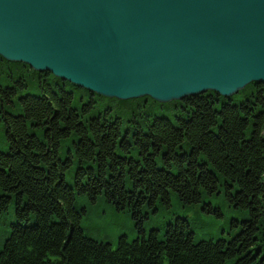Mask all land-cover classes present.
Segmentation results:
<instances>
[{
  "label": "trees",
  "instance_id": "1",
  "mask_svg": "<svg viewBox=\"0 0 264 264\" xmlns=\"http://www.w3.org/2000/svg\"><path fill=\"white\" fill-rule=\"evenodd\" d=\"M27 71L38 92L17 96ZM2 74L11 83L0 79L8 140L0 150V264H264L263 83L229 97L208 90L178 100L174 123L134 115L144 102L159 103L149 96L105 97L0 56ZM77 89L87 98L73 99ZM220 185L230 205L249 214L229 238H212L188 218L168 222L162 235L141 227L130 241L120 235L114 248L85 233L89 205L126 210L140 224L171 195L191 209Z\"/></svg>",
  "mask_w": 264,
  "mask_h": 264
},
{
  "label": "water",
  "instance_id": "2",
  "mask_svg": "<svg viewBox=\"0 0 264 264\" xmlns=\"http://www.w3.org/2000/svg\"><path fill=\"white\" fill-rule=\"evenodd\" d=\"M0 56L158 102L264 84V0H0Z\"/></svg>",
  "mask_w": 264,
  "mask_h": 264
},
{
  "label": "rangeland",
  "instance_id": "3",
  "mask_svg": "<svg viewBox=\"0 0 264 264\" xmlns=\"http://www.w3.org/2000/svg\"><path fill=\"white\" fill-rule=\"evenodd\" d=\"M17 75H13L16 78ZM51 78V77H50ZM49 78V79H50ZM0 79H4V74L0 75ZM55 79V78H54ZM23 80L27 87L23 90H19L18 95H23L26 92L37 93L38 89L35 86L34 74L32 71H27L23 74ZM54 82L51 80L52 88L54 89ZM4 85L11 83L10 80L4 79L2 82ZM68 88V86H66ZM80 90H76L74 93V98L77 99L80 96L83 99L87 98V95ZM132 99V98H131ZM85 102V101H84ZM131 102H135L134 99ZM158 102V101H156ZM106 101H102L96 109H102L105 106ZM145 105L140 111L134 108L136 113L134 114L139 119V114L143 113L148 115L150 119L157 117H168L174 123L176 122L177 115L182 113L180 103L178 100H171L167 102L153 103L151 100L144 102ZM6 107V106H5ZM7 109L12 113H18V110L7 104ZM122 110V109H121ZM120 110V116L125 118L128 112L122 113ZM116 111V109H113ZM132 111V109H131ZM130 112V111H129ZM125 123V121H124ZM0 150H8V140L5 136L3 128L0 123ZM220 177V183H222L223 178ZM202 203H198L194 208L186 209L182 204H180L173 195H171L170 200L162 204H156V210L147 208V217L138 224V220L132 218L131 214L126 210H116L105 203H98L97 205L88 206V215L83 219V226H87L85 233L92 239L100 242H109L114 248L117 243V238L120 235H126L127 239L130 241L141 233L138 228H143L145 235L149 233L150 229H159V235L163 234V230L167 227L168 222H174L177 218H188L196 226H202L205 230L212 232V238L225 237L236 234L241 228L242 221L247 219L249 214L244 211L237 210L232 207L228 198L226 196L225 186H219V192L213 195L205 194L202 196ZM210 202L214 208L209 210ZM205 203V204H204ZM200 204V205H199ZM12 207V203L10 205ZM237 223H233L234 220ZM137 223V224H136ZM3 232H5V226L0 225V245L3 242ZM216 240V239H214Z\"/></svg>",
  "mask_w": 264,
  "mask_h": 264
}]
</instances>
